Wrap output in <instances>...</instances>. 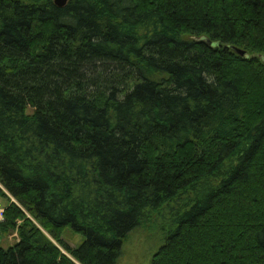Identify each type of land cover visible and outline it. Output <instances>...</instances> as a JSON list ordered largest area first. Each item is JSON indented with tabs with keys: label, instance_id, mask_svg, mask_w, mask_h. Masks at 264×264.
Returning <instances> with one entry per match:
<instances>
[{
	"label": "trees",
	"instance_id": "trees-1",
	"mask_svg": "<svg viewBox=\"0 0 264 264\" xmlns=\"http://www.w3.org/2000/svg\"><path fill=\"white\" fill-rule=\"evenodd\" d=\"M0 184V264H264V0H0Z\"/></svg>",
	"mask_w": 264,
	"mask_h": 264
},
{
	"label": "rangeland",
	"instance_id": "rangeland-1",
	"mask_svg": "<svg viewBox=\"0 0 264 264\" xmlns=\"http://www.w3.org/2000/svg\"><path fill=\"white\" fill-rule=\"evenodd\" d=\"M0 202L6 207L7 201L4 198L0 197ZM168 225L169 217H166L165 219L148 221L146 224L132 230L123 245L117 264H150L153 254L162 242L163 230L167 229ZM63 238L70 245L77 246L82 243L85 235L75 232L71 227H67L63 232ZM17 239L18 233L15 231L5 239L1 238V244L8 247ZM53 241L61 247L58 241L55 239ZM61 249L63 248L61 247ZM63 251L66 252L64 249Z\"/></svg>",
	"mask_w": 264,
	"mask_h": 264
},
{
	"label": "built area",
	"instance_id": "built-area-1",
	"mask_svg": "<svg viewBox=\"0 0 264 264\" xmlns=\"http://www.w3.org/2000/svg\"><path fill=\"white\" fill-rule=\"evenodd\" d=\"M5 206L0 202V220H3L5 217ZM76 264H83L78 260L73 259Z\"/></svg>",
	"mask_w": 264,
	"mask_h": 264
},
{
	"label": "water",
	"instance_id": "water-1",
	"mask_svg": "<svg viewBox=\"0 0 264 264\" xmlns=\"http://www.w3.org/2000/svg\"><path fill=\"white\" fill-rule=\"evenodd\" d=\"M54 2L56 5L63 7L67 4L68 0H54Z\"/></svg>",
	"mask_w": 264,
	"mask_h": 264
}]
</instances>
